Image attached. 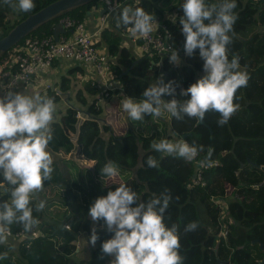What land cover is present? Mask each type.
Instances as JSON below:
<instances>
[{
    "label": "trees",
    "instance_id": "trees-1",
    "mask_svg": "<svg viewBox=\"0 0 264 264\" xmlns=\"http://www.w3.org/2000/svg\"><path fill=\"white\" fill-rule=\"evenodd\" d=\"M55 1L34 0L35 7L31 12H19L0 0V39L26 19L28 13L34 14ZM111 1L116 7L120 6V10L124 7H142L154 14L171 30V43L182 65L171 64L169 55H132L121 46V35L126 29L116 27L121 11L112 14V29H103L100 38L107 46L106 54L112 58L110 70L120 83V90H106L107 97H103L104 103L99 104L96 98L99 88L89 82L83 92L78 91L75 95L82 108L68 107L60 123H53V139L57 143L51 146V150L61 158L55 161L54 154L50 152L54 161L52 179L45 181L43 190L32 199L33 215L39 224L27 234L29 237L33 233L38 235L22 240L11 239L8 245L0 246V253H8L7 259L0 260V264H106L110 256L100 258L101 245L114 233L108 232L106 226L101 229L103 221L94 223L88 210L98 197L115 191L120 184L130 186L143 201L153 195L158 196L165 188L171 190L173 200L165 213V223L169 227L172 224L178 226L183 264H259L264 260V250L253 242H260L264 248V193L256 196L243 190L264 183V172L260 169L264 167V0H236L237 8L234 11L238 19L233 32L229 34L232 38L228 46L229 60L233 55L238 56L240 70L246 71L250 79L247 87L240 88L236 93L234 103L239 104V109L228 124L219 127V114L215 112L206 113V126L196 125L197 121L188 117L181 121L170 116L173 135L179 140L185 136L184 140L189 144L203 145L205 150L198 156L206 164H212L202 171L204 185L192 187L189 186L196 169L192 162L155 152L151 144L158 141L154 137L136 135L133 129H125L119 135L116 124V109L124 96L139 101L143 91L163 76L165 83L173 82L176 86V99H188L180 96L181 88L187 89L205 75L199 50L192 57L186 56L182 26L172 24L166 18V13L173 9L180 17L183 15V0ZM100 2L104 0L64 14L28 37L56 35V25L62 17L83 22L91 7ZM217 2L207 0L208 4ZM69 85L68 74V78L61 79L59 94L69 91ZM84 93L93 98L90 103H87ZM59 94L47 92L40 95L51 97L58 103ZM172 98L168 95L162 97L164 100ZM81 114L84 120L78 122L77 117ZM153 120V116H146L142 122L150 123ZM208 148L214 149L210 161L205 160ZM149 156H154L160 162L158 169L147 167ZM108 160L119 167L118 176L123 183H106L108 178H102L100 169ZM131 175L133 177L130 179ZM2 179L0 176V183H4ZM46 189L49 190V200L42 211L36 212L37 196L44 194ZM229 191H233V196L237 195L238 198L228 199V213L222 220L228 233L223 239L219 236V212L210 199L223 198ZM2 200L10 202L7 191L1 196ZM195 201L204 208L209 225L203 224L200 219ZM193 221L199 223V228L186 233L185 226ZM80 223L85 233L90 234L91 227H95L99 236L89 260L80 258L76 245L79 233L75 228ZM66 226L70 229L67 230ZM10 230L16 234L23 228L13 224Z\"/></svg>",
    "mask_w": 264,
    "mask_h": 264
},
{
    "label": "clouds",
    "instance_id": "clouds-1",
    "mask_svg": "<svg viewBox=\"0 0 264 264\" xmlns=\"http://www.w3.org/2000/svg\"><path fill=\"white\" fill-rule=\"evenodd\" d=\"M3 3L19 12H31L35 7L34 0H3ZM181 8L179 23L185 36L184 53L192 57L199 50L205 75L187 89L181 88L180 96L189 97L182 100L175 98L173 82L165 83L161 76L143 91L139 101L124 96L122 110L133 122H142L146 116L160 118L170 114L176 120L188 117L198 124L206 113L215 112L219 114L217 125L222 127L238 111L239 104L234 103L236 93L247 87L250 79L246 71L240 70L238 56L229 60L228 46L232 43L229 34L238 19L234 11L236 0H218L213 4L207 0H183ZM156 24L155 15L144 8L124 7L116 27L128 29L132 36L147 37ZM169 62L176 66L181 63L176 49L171 51ZM165 95L173 98L164 100ZM58 118V106L51 97L13 91L0 97V176L10 196V202L0 201V246L8 245L11 225H20L27 233L39 224L31 204L33 197L43 190L44 182L52 179L54 161L49 143L53 140L52 125ZM151 148L185 162H192L205 150L203 145L189 144L183 139L175 142L161 139L154 141ZM213 151L208 148L206 161L211 160ZM146 165L158 169L160 162L149 156ZM100 171L103 179L120 175L119 167L111 160ZM172 200L171 190L165 188L158 196L143 201L125 184L98 197L89 207L88 215L94 223L103 221L101 227L106 226L108 232L114 233L102 243L100 258L113 256L110 264H183L178 226L169 227L165 223ZM45 204L40 200L35 211H42ZM199 226L198 222H189L184 231L195 232ZM98 239L94 227L91 245L95 246ZM7 256V252L0 253V260Z\"/></svg>",
    "mask_w": 264,
    "mask_h": 264
},
{
    "label": "built area",
    "instance_id": "built-area-1",
    "mask_svg": "<svg viewBox=\"0 0 264 264\" xmlns=\"http://www.w3.org/2000/svg\"><path fill=\"white\" fill-rule=\"evenodd\" d=\"M117 8L111 0H104V10L107 14L116 12ZM156 21L157 24L154 25L153 32L147 37L132 36L128 29L124 32L138 45L142 55H170L171 51L174 50L171 43L173 39L171 30L159 19H156ZM58 23L62 25L63 33L41 38L26 37L13 47L12 52L5 59L0 61V89L10 91L18 85L41 84L46 93L56 92L50 85L43 83L40 74L50 69L58 61H73L82 66H91L105 85L108 80L114 78L110 70L112 58L106 53H101L97 48V37L101 35L102 27L91 34L86 30L84 21H77L66 16L62 17ZM106 88L107 85L103 94L105 97H107V94H105ZM77 120L82 122L84 116L81 114L77 117ZM192 163L196 169L192 184L189 187L203 186L202 171L211 167L212 164H206L199 156ZM6 188V183H0V200L6 192ZM243 191L256 196L261 195L264 193V183L253 185ZM230 197L238 198L237 195L233 196V191H229L223 198L212 197L210 199L219 212V236L223 239L226 238L228 231L222 224V220L228 213L227 202ZM65 228L70 229L68 226ZM208 229L214 233L211 227H208ZM10 233L9 240L34 238L38 235V233H33L29 237L24 231L13 234L11 230Z\"/></svg>",
    "mask_w": 264,
    "mask_h": 264
},
{
    "label": "crops",
    "instance_id": "crops-1",
    "mask_svg": "<svg viewBox=\"0 0 264 264\" xmlns=\"http://www.w3.org/2000/svg\"><path fill=\"white\" fill-rule=\"evenodd\" d=\"M120 10V6L117 8V12ZM121 11V10H120ZM111 14H107L104 10V2H100L97 6L91 7V9L87 12L84 22H85V27L86 30L89 33H95L99 28H107V29H112L111 27V20H112V15ZM103 18V20H101ZM63 33V29L57 28L56 27V34H60ZM122 38V42H121V46L127 48L132 55L136 56V57H140L142 56L141 52L139 51V47L138 45L132 41V39L126 35L123 34L121 35ZM97 42H98V50L101 53H106L107 50V46L102 42V39L99 37H97ZM179 65H182V63H180ZM70 71H72V74H70ZM68 74H69V79H70V85H69V91H67L66 93H64L62 96H65V98H67L69 101L68 102H64L63 101V97L58 93V90L60 89V84H61V79L63 77H67L68 78ZM40 77L43 79V83L44 84H48L50 85L53 89H55V91L59 94L60 96V101L57 103L58 106V119L54 122V123H60L62 116L65 114V111L68 107H75L77 109H81L82 106H80L76 99H75V95L77 94L78 91H84V88L86 86L87 83L91 82L93 84H96V86H98L99 88V92L96 98H98V103L99 104H103L104 103V98L105 97L103 95L104 93V89L107 85V90L109 91H115V90H120V83L115 80V78L108 80L106 82V85L104 84V82L102 81V79L97 76V74L95 73V71L93 70V68L91 66H82L78 63H75L73 61H58L55 62L52 67L50 69H48L47 71L43 72L40 74ZM43 88V85L41 84H31V85H18L16 88L10 90L13 92H20L23 93L25 95H35V94H41V88ZM8 91L5 89H0V97H3L4 95H6ZM84 97L86 98L87 103H90L93 98L89 96H87L84 93ZM124 98H122L123 101ZM122 101L120 103V105L117 107L116 109V119H117V127H118V134H122L125 129H133L134 132H136L137 128L135 122L129 120L128 115L126 112H124L122 110ZM60 109H62V111H60ZM154 122L155 124L157 123L158 126V130H157V136L158 137H162L163 136V130H165V136L166 139L175 142L177 140H179L178 137L174 136L173 133L171 132V127H170V114H167L166 118H156L154 117ZM164 122V123H163ZM163 125V126H161ZM156 126V125H155ZM107 138V137H106ZM163 139V138H162ZM182 139V138H181ZM161 140V139H159ZM57 143L56 140H52L49 143V151L52 152L55 156V161H59L61 156L57 155V152H53L51 150V146H55ZM119 179H121L119 176H116ZM133 177V175H131L129 178L131 179ZM121 181H123V179H121ZM206 224H209L207 218H206Z\"/></svg>",
    "mask_w": 264,
    "mask_h": 264
},
{
    "label": "water",
    "instance_id": "water-1",
    "mask_svg": "<svg viewBox=\"0 0 264 264\" xmlns=\"http://www.w3.org/2000/svg\"><path fill=\"white\" fill-rule=\"evenodd\" d=\"M95 1L97 0H57L34 14L28 13L26 19L12 28L5 37L0 39V58L20 43L24 38L36 32L42 26L57 20L64 14L87 6ZM56 27L62 29V25L60 23H58ZM196 125L206 126L204 120L199 124L196 123ZM183 139H185V136ZM73 142H75V139H73ZM260 169L264 172V167H260ZM253 243H257L260 249L264 250L263 245L260 242L254 241ZM216 250L217 246L214 251L216 252ZM263 263L264 260L259 262V264Z\"/></svg>",
    "mask_w": 264,
    "mask_h": 264
},
{
    "label": "rangeland",
    "instance_id": "rangeland-1",
    "mask_svg": "<svg viewBox=\"0 0 264 264\" xmlns=\"http://www.w3.org/2000/svg\"><path fill=\"white\" fill-rule=\"evenodd\" d=\"M179 17L180 16L178 15L176 9H173V10L166 13V18L170 21V23L175 24V25H177V24L180 25ZM174 20L176 21L175 23H173ZM0 23H1V19H0ZM39 88H41V87H39ZM40 91H41V94H47L44 87L41 88ZM62 97H63V101L65 103L69 101L67 98H65V96H62ZM60 111H62V109H60ZM166 116H167V114H165V116H163L162 118L165 119ZM154 121L155 120H153V122H150V123H144V122L135 123V124H137L136 125L137 130L135 132L136 135L154 137L157 141H159V139H162V138L166 139L165 130H163V136L161 138L157 136L158 126H157V123L155 124ZM161 126H163V125H161ZM105 182L106 183H110V182L123 183L124 181H121V179H119L118 177H113V178H108ZM49 196H50L49 190L46 189L44 194L37 196L38 203L40 200H44L46 202L47 200H49ZM51 197H52V194H51ZM195 202H196V206L198 208L199 217L202 220L203 224H206V218L207 217L205 215V210L203 207L200 206V204L197 201H195ZM75 229H76L77 233H79L77 241H76V245L78 246V251L80 252V258H82L84 260H89L91 257L92 251L96 247V244H95V246H92L90 243V237H91L92 231L90 234L85 233L81 228V223L78 224ZM91 229H93V227H91ZM113 259H114V257L110 256L108 259V262L106 264H110V261Z\"/></svg>",
    "mask_w": 264,
    "mask_h": 264
}]
</instances>
